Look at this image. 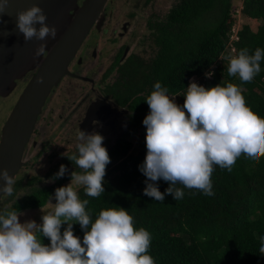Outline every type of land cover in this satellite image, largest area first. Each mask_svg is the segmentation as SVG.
I'll return each mask as SVG.
<instances>
[{
    "label": "trees",
    "instance_id": "trees-1",
    "mask_svg": "<svg viewBox=\"0 0 264 264\" xmlns=\"http://www.w3.org/2000/svg\"><path fill=\"white\" fill-rule=\"evenodd\" d=\"M153 1L144 0L143 7ZM232 8V0H179L164 17L151 16L147 23L154 43L151 71L156 82L169 90L168 95L177 94L183 104L191 77L206 89L236 84L243 89L247 106L264 119V58L260 73L251 82L244 83L227 71L229 58L241 50L248 49L249 55H254L257 48L264 50V0H244L241 9L247 22H260L257 30L244 21L236 32ZM234 34L237 40L231 39ZM146 99L135 101L137 114L128 137L147 131L143 124L150 113ZM132 149V142L122 139L108 152L115 164L106 173L110 178L104 180L105 192L99 197L87 196L84 187L79 190L80 199L89 201L86 212L92 223L102 210H127L135 228L150 233L148 254L155 264H264V255L259 252L264 237V157L241 155L231 171L214 166L212 196L177 184L175 187L183 189L184 197L174 200L165 195L159 202L144 195L147 178L140 166L147 155L146 142L137 155L131 153ZM61 165L67 166L68 162ZM60 166L46 173L48 179L45 175L28 178L26 173L19 174L13 195L0 202V214L45 207L55 190L71 181L66 174L56 178ZM44 181L53 184L43 186ZM41 183V187L33 186ZM156 183L162 193L170 186L164 180ZM27 187H31L30 192L19 197ZM73 231L83 241L85 230L78 223ZM41 238L44 245H50Z\"/></svg>",
    "mask_w": 264,
    "mask_h": 264
},
{
    "label": "clouds",
    "instance_id": "clouds-1",
    "mask_svg": "<svg viewBox=\"0 0 264 264\" xmlns=\"http://www.w3.org/2000/svg\"><path fill=\"white\" fill-rule=\"evenodd\" d=\"M9 4L10 0H0V16L6 14ZM16 28L25 42L57 37L56 27L48 26L47 16L36 5L17 13ZM46 48L47 44L41 43L35 56H47ZM262 58L264 50L260 48L254 55L241 50L229 58V76L251 82L261 71ZM196 81L190 78L184 104L177 94L169 96V90L159 82L146 99L150 108L143 120L147 155L140 171L147 178L144 195L159 202L165 195L182 199L184 191L175 187L177 184L212 196L214 166L231 171L241 155L264 157V119L247 106L243 89L233 83L206 89ZM173 97L181 100V106ZM76 139L78 155L68 158L83 172H72L71 183L55 190L54 211L42 216V224L34 220L21 223L22 213L16 211L0 214V264H155L148 254L150 233L144 228L137 230L127 210H102L92 223L86 212L89 201H82L73 185L84 186L87 196L99 197L105 192L106 167L111 160L99 133L78 129ZM67 171L61 165L56 178ZM0 179L4 182L0 192L12 196L15 179L6 169L0 172ZM160 180L170 184L165 193L156 183ZM72 221L85 230L83 241L74 234ZM64 224L67 228L61 234ZM37 233L49 238L50 245H44ZM259 252L264 255V237Z\"/></svg>",
    "mask_w": 264,
    "mask_h": 264
},
{
    "label": "flooded vegetation",
    "instance_id": "flooded-vegetation-1",
    "mask_svg": "<svg viewBox=\"0 0 264 264\" xmlns=\"http://www.w3.org/2000/svg\"><path fill=\"white\" fill-rule=\"evenodd\" d=\"M82 1L78 0V3L81 4ZM139 2L143 4L142 0ZM136 8L140 7L136 6ZM139 12L140 10L133 12L134 16H131L133 14L131 13L130 19H135ZM106 13L104 23L99 28L95 25L82 43L69 65V74L52 91L37 122L38 126L41 120L42 122L46 120V127L48 126L50 130L49 124H53L51 121L54 120L59 124L56 130L66 129L67 139L63 137L59 143L55 142L52 138L53 133L40 129L35 130L29 143V146L32 143L31 145L36 147L37 140L51 139L53 142H50V148L59 147L58 153L51 151L52 155H50L51 159L58 156L59 161L54 162L48 157L51 167L46 173L52 167L60 166L63 161L68 162L66 176H71L69 172L79 168L68 158L73 154L78 155L79 141L76 139L78 129L88 134L96 132L102 135L103 146L108 152L114 149L118 141L128 139V133L132 129L135 114H137L134 110L136 99L147 98L157 83L151 71L154 43L147 25L151 16L147 17L145 31L135 33V30L130 31L131 22L122 21L123 19L119 16L116 0H110ZM49 42L50 39L47 44ZM30 67L34 70L27 71L21 78L25 81L23 88L36 71L32 65ZM55 111L57 113L54 115ZM68 111L69 114L66 115ZM42 136H45L47 140L45 137L41 138ZM113 143L114 145L108 149V146ZM76 172L82 173L83 170L79 168ZM46 173L44 177L48 179Z\"/></svg>",
    "mask_w": 264,
    "mask_h": 264
},
{
    "label": "water",
    "instance_id": "water-1",
    "mask_svg": "<svg viewBox=\"0 0 264 264\" xmlns=\"http://www.w3.org/2000/svg\"><path fill=\"white\" fill-rule=\"evenodd\" d=\"M109 2L83 0L79 4L78 0H10L6 14L0 16V97L24 70L32 65L36 71L2 129L0 172L6 169L16 179L25 167V151L49 96L69 74V65L91 29L104 23ZM33 5L43 9L48 26L56 27L57 39L53 44L50 37L46 41L33 39L25 42L23 34L18 32L17 13ZM60 24L63 26L59 27ZM41 43L47 44L48 55L36 57ZM3 184L0 179V186ZM5 196L0 192V202Z\"/></svg>",
    "mask_w": 264,
    "mask_h": 264
},
{
    "label": "rangeland",
    "instance_id": "rangeland-1",
    "mask_svg": "<svg viewBox=\"0 0 264 264\" xmlns=\"http://www.w3.org/2000/svg\"><path fill=\"white\" fill-rule=\"evenodd\" d=\"M144 2V0H142ZM179 0H154L151 5L149 7H143V4H140L139 0H116V7L119 10V16H121V19H123L122 21H127V22H131V30H135V33H141L143 31H145V26H146V21H147V17L149 16H156V15H160L161 17H164L165 15H167L170 11V9L172 8V6H174V4L176 2H178ZM243 1L244 0H232V4H233V8L232 10L235 11V19L237 20V24L235 26V31L237 32L240 29V25H242L244 23V21H246L244 19V17L241 14V9L243 7ZM140 4V5H139ZM136 6H139L140 8H136ZM136 10H140L139 13H137V15L135 16V19H130V14L135 12ZM247 22V21H246ZM249 23V22H247ZM254 29L257 30L258 25H260V22H250L249 23ZM61 26V24L59 25V27ZM132 33V32H131ZM231 39L233 40H237L236 35L234 34L233 37H231ZM52 43V42H51ZM33 71L34 69L32 67H30L29 69L24 70L20 76L18 77V79L12 83V85H10V87L5 91V93L0 97V133L6 123V121L8 120V117L10 116L12 110V107H14L16 105V102L18 101L19 96L22 94L24 88L23 85L25 83V81H23V79H21L26 73L27 71ZM29 71V72H31ZM21 79V80H19ZM19 80V81H18ZM28 84V83H27ZM26 87V86H25ZM23 89V90H22ZM21 91V92H20ZM61 106L58 105L57 110L59 109V107ZM57 113V111L54 112V115ZM69 114V111L66 113V115ZM56 120V119H55ZM53 124H49L50 130L48 129V126L46 127V120H44L42 122V120L38 123V126L36 128L37 131H39L40 129L43 130H47L50 133H53V139L55 142H58L61 140V138H65L67 139V136L65 135V130H62L61 128L59 130H56L57 126L59 124H57L54 120L51 121ZM36 137V136H35ZM45 136H42L41 138H44ZM49 137V136H47ZM45 139L47 140V138L45 137ZM50 139V137H49ZM34 140V138H33ZM128 140L130 142H132L133 144V149L131 151L132 154L137 155L139 153V151L142 149V146L144 144V142H146V132L140 131L138 134L132 135L130 137H128ZM50 142L52 143L53 141L50 139L48 141H44V140H37V146L34 147L30 144L28 150H27V154L24 157V162L26 165V168H24L22 170V172L20 173L21 175H23L24 173H26L28 175V178L31 177H42L45 175L46 171L48 168L51 167V161H49L50 155H52L51 151L57 152L59 151V147H55L53 149L50 148ZM66 144V143H64ZM114 145L111 144V146H108V149L111 148ZM49 157V158H48ZM50 160L54 161V162H58L59 161V157H53L52 159L50 158ZM115 163L111 162L110 166L106 167V173L109 172ZM109 176L105 175V179H109ZM43 186H49L51 184H53L52 181H44L42 182ZM41 184H34V187H41ZM71 183V181H68L65 186H68ZM74 189L77 191V193L79 192V190L84 187L81 185H73ZM31 187H27L25 188L20 194L19 197H25L29 192H30ZM55 196V195H54ZM54 196L50 199V201L47 203V205L45 207H43L42 209H27L24 210L20 213H22V215L20 216V222L21 223H25L27 221H36L37 224H42V216L44 214H48L49 212H53L54 211V205L57 203V201L54 199ZM19 213V214H20ZM73 224V228L76 226L75 221H72ZM67 228V224L62 225L61 227V234L63 233V231ZM37 236H39L40 238L43 236L40 233H37ZM38 238V239H40ZM44 240L47 242H50V239L47 237H44ZM42 239V238H41Z\"/></svg>",
    "mask_w": 264,
    "mask_h": 264
},
{
    "label": "built area",
    "instance_id": "built-area-1",
    "mask_svg": "<svg viewBox=\"0 0 264 264\" xmlns=\"http://www.w3.org/2000/svg\"><path fill=\"white\" fill-rule=\"evenodd\" d=\"M192 82H193V80H192ZM196 83L198 84L199 82L196 81ZM173 98H175V102H176L178 105L181 106V100H180L178 97H173Z\"/></svg>",
    "mask_w": 264,
    "mask_h": 264
}]
</instances>
